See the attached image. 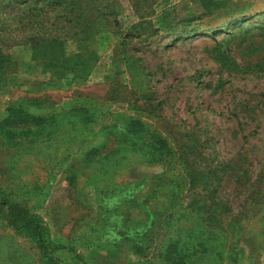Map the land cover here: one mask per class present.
I'll use <instances>...</instances> for the list:
<instances>
[{
	"label": "rangeland",
	"instance_id": "374dc122",
	"mask_svg": "<svg viewBox=\"0 0 264 264\" xmlns=\"http://www.w3.org/2000/svg\"><path fill=\"white\" fill-rule=\"evenodd\" d=\"M88 1L96 19L66 41L67 54L81 53L70 71H44L31 46L1 36L19 64L0 82V189L65 242L126 183L173 176L187 197L159 235L141 237L147 253L104 237L91 249L76 239L79 254L92 264H264V0ZM10 14L0 3V27ZM11 105L44 123L11 122ZM134 118L146 136L125 140ZM150 131L174 156L149 151ZM187 166L205 178L193 189L201 213L187 207ZM0 264L50 263L0 215Z\"/></svg>",
	"mask_w": 264,
	"mask_h": 264
},
{
	"label": "trees",
	"instance_id": "16d2710c",
	"mask_svg": "<svg viewBox=\"0 0 264 264\" xmlns=\"http://www.w3.org/2000/svg\"><path fill=\"white\" fill-rule=\"evenodd\" d=\"M4 8H8L12 13L9 18H3L0 27V82L15 74L18 69V62L12 60V56L6 53L8 39H3L4 34H13L11 41L14 43H24L32 47L33 57L38 63H42L45 70L52 69L60 72L70 71L77 65L74 58L81 53L69 55L65 50L67 40L73 38L85 25L91 23L95 18L89 15L95 10L88 0H0ZM15 14H14V13ZM12 21L14 25L8 24ZM17 33L16 36L14 34ZM30 68V65L28 66ZM10 110V121L13 123L23 122L29 125V130L34 126H39L44 118H39L28 114L23 110L22 105L8 107ZM33 126V127H32ZM132 129L128 128V133L122 132L125 140L143 138L146 135L147 127L139 119H133L130 123ZM145 128V129H144ZM151 145L160 155L162 160H167L174 156L175 150L167 145L163 138L158 139L155 131H150ZM14 137V136H13ZM137 141L136 139H133ZM131 142V144L135 143ZM153 150V151H154ZM98 147L89 149L86 156L91 153L98 154ZM165 160V161H166ZM189 171L190 195L192 198L187 204L188 208L197 209L200 213L204 206L196 203L194 196L198 197L193 190L199 179H205L202 172L194 170L192 166H187ZM147 180H137L126 183L121 188L116 203L110 206L107 201L100 203V215L90 230L84 233L79 240L84 242L86 249L92 246H101L102 239L106 238V246H125L130 252L135 254H145L148 252L145 243H141V237L154 233L159 235V226L162 225L163 216L178 206L186 199V194L182 196L174 193L176 178L173 176H153L145 178ZM144 182V183H143ZM144 184V186H142ZM143 187V188H141ZM180 197H179V196ZM159 198L165 199L164 205H157ZM155 201V204H152ZM0 215L1 222L7 229H13L21 234L28 235L36 244L45 261L50 264H62L59 253L64 250V245L57 244L51 239L50 230L44 219L31 212L28 206L14 201L10 194H5L0 189ZM110 219V220H109ZM104 225L105 230H99V226ZM106 225V226H105ZM139 226L142 229H139ZM103 227V228H104ZM136 228V229H135ZM100 231H102L100 235ZM104 235V236H103ZM158 238V236H157ZM82 264H90L85 257L80 255Z\"/></svg>",
	"mask_w": 264,
	"mask_h": 264
},
{
	"label": "crops",
	"instance_id": "0c3cea01",
	"mask_svg": "<svg viewBox=\"0 0 264 264\" xmlns=\"http://www.w3.org/2000/svg\"><path fill=\"white\" fill-rule=\"evenodd\" d=\"M93 225V224H92ZM80 237H71L68 236L65 240V242H58L55 240L57 244L64 245V250L59 253V258L62 262V264H82V261L80 260V255L83 256L82 254H79V251L77 250L75 246V240H79ZM91 248H94L92 246ZM90 248V249H91ZM84 257V256H83ZM88 263L92 264L88 258L86 260ZM94 264V263H93Z\"/></svg>",
	"mask_w": 264,
	"mask_h": 264
}]
</instances>
